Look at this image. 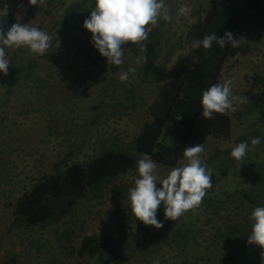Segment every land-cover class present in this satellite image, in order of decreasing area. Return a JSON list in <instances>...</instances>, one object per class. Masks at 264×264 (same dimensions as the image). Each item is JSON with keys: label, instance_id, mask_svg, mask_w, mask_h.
<instances>
[{"label": "rangeland", "instance_id": "obj_1", "mask_svg": "<svg viewBox=\"0 0 264 264\" xmlns=\"http://www.w3.org/2000/svg\"><path fill=\"white\" fill-rule=\"evenodd\" d=\"M71 2L44 0L40 5H30L28 0H0V9L5 4L13 6L15 23L30 24L52 36V47L43 56L34 55L23 47H5L6 57L11 62L8 70L15 71L16 77L21 75L15 81L8 99L4 97L7 87L2 84L5 75L0 73V102L5 99L8 101L0 111V244L4 245L3 248L12 245L6 242H32L35 248L39 245L43 256L30 254L24 264H54L56 261L73 264L81 260L80 256L68 255L67 251L59 248L56 224L48 225L42 232L39 228L37 231L29 230L26 235L7 231L6 228L17 224L14 223L16 199L24 189L31 187L32 176L37 178L45 171L52 172L58 162L64 166V157L71 150L76 151L69 157L70 162L89 161L100 150V136L109 138L118 135L126 141L132 140L140 131L143 121L149 118L147 106L155 100L159 89L157 84L142 80L138 71L141 64L136 63V58L143 54L141 48L149 43L150 27L147 40L123 46V65H108L107 59L101 57V64L107 65L101 67L95 64L98 58H91L85 52L90 44L84 45L83 40L87 36L92 37V34L83 27V22L90 14L81 12L61 27L60 22ZM209 3L210 0H178L175 4L176 10L186 5L191 11L181 17L179 22L175 19L172 21V31L167 39L169 45L165 48L176 44H180V47L169 60V65L180 55L190 52L191 44L184 40L190 26L200 14H204ZM10 27L8 25L4 30ZM244 40L238 54L225 64L221 75L222 83L232 79L233 95L237 97H241L237 92L247 87L245 74L255 70L264 72V40ZM130 67L136 68L135 74L127 82H121L119 75ZM138 82L143 84L139 97L130 103L125 96L127 89ZM40 85L43 86L41 89L38 88ZM125 97L128 108L116 111V102H125ZM240 106L241 103L233 100L232 112ZM257 115L258 111L254 112L252 119ZM232 123L230 137L211 135L201 153L205 163L217 159L208 165L212 174V187L208 189L206 198L233 191L239 183L253 175V162L264 159L261 142L248 149L242 161L231 157V153L226 150L236 145L237 138L246 127L235 116ZM215 154L217 156L213 158ZM156 163L159 181L173 167L182 166L185 161H180L176 166ZM222 169L224 172H221ZM137 178V170L121 175L105 187L102 197L91 196L80 201L72 214L65 218L72 217L75 220L74 227L78 232L113 234L116 244L123 249L124 264H153L157 259L160 264H194L196 256L204 249L189 247L182 251L177 247L170 236L171 222L182 225L194 218L197 212L205 210V206L200 205L172 221L165 220L162 203L157 218L164 227L155 229L145 226L132 213L128 199L129 189L135 186ZM157 187L162 185L158 183ZM236 204L228 203L224 217L232 211L236 220L240 219ZM155 230H158L157 233ZM154 235L156 239L151 240ZM258 262L261 264V255ZM84 264H101L100 257L86 256Z\"/></svg>", "mask_w": 264, "mask_h": 264}, {"label": "trees", "instance_id": "obj_2", "mask_svg": "<svg viewBox=\"0 0 264 264\" xmlns=\"http://www.w3.org/2000/svg\"><path fill=\"white\" fill-rule=\"evenodd\" d=\"M177 2L178 0L165 2L172 8L173 15L176 13ZM94 7L95 0H72L60 22L61 27L81 12L91 14ZM8 8V15L3 17L6 21L4 28L15 24L13 6ZM172 21L161 20L159 27L148 26L149 43L145 46L147 52L142 54L147 57V62L142 63L138 71L143 81L153 82L159 89L155 100L147 106L149 118L143 121L138 134L130 141L118 135L109 138L100 136L99 152L86 162H70L69 157L76 151L71 150L64 157V166L58 162L52 172L45 171L37 178L32 176L31 187L24 189L16 199L14 223L25 225L27 228L38 224L43 227L56 224L55 234L59 248L67 251L68 255L81 257V260L73 264H84L86 256L96 255L100 257L101 264H124L123 249L116 244L113 234L78 232L74 227L75 220L65 217L72 214L80 201L91 196L102 197L105 187L121 175L131 170L136 171L141 154H149L155 162L176 166L183 160L182 153L186 146L198 143L205 146L213 134L230 137L233 131V116L246 124L244 131L237 138L236 145L247 141L250 149L253 147L251 139L259 137L264 153V72L255 70L251 74H245L247 87L237 92V95L247 97L249 103H241L238 109L234 112L231 110L228 115L214 114L212 119H205L201 115L202 92L213 84H222L223 68L230 58L238 54L240 48H232L231 45L221 48L215 43L207 51L202 47L192 48L194 40L203 39L205 35L213 32L218 37H223L227 31L232 32L237 39L243 37L246 40L263 41L264 0H210L204 14H200L190 26L184 40L191 44L190 52L180 55L169 65V60L177 47H180V44H176L165 48L169 45L167 39L172 31ZM91 38L87 36L86 40H83L84 45L88 42L90 44L85 48V52L91 58H98L95 64L106 67L105 63L101 64L102 56L93 46ZM197 57L198 60L194 63V58ZM8 72L2 81L7 87L4 93L7 99L15 81L21 77L19 74L16 77L15 71ZM142 86L143 84L138 82L127 89L125 96L128 102H134L139 97ZM42 87L40 85L38 88ZM126 97L125 102H116V111L128 108ZM7 99L0 102V111L3 105H7ZM256 111L258 115L252 119ZM233 148L226 151L231 153ZM216 156L217 154L213 155V158ZM215 160L217 159L212 161ZM212 161L205 164L208 166ZM253 167V175L239 183L233 191H225L207 198L205 196L201 204L205 206V210L197 212L194 218L183 222L182 225L171 222L170 236L177 247L182 251L189 247L204 249L196 256L194 264L259 263L258 257L264 249L255 244H248L247 237L252 229L253 221L250 217L254 208L264 206V159L253 162ZM221 172H224V169ZM230 202H237L239 220H236L232 211L224 217V210ZM157 231L155 230V233ZM156 237L152 236L151 240ZM204 243L207 246L204 247ZM53 263L60 264L59 261Z\"/></svg>", "mask_w": 264, "mask_h": 264}, {"label": "clouds", "instance_id": "obj_3", "mask_svg": "<svg viewBox=\"0 0 264 264\" xmlns=\"http://www.w3.org/2000/svg\"><path fill=\"white\" fill-rule=\"evenodd\" d=\"M30 5H40L44 0H28ZM8 5L0 9V73L9 74L10 60L6 57L7 48H27L34 55H45L52 47V36L47 32L33 27L30 24L22 25L19 22L12 24L7 31L4 30L6 21L3 17L8 15ZM191 8L180 6L175 15L165 0H95V7L90 16L84 20L83 27L92 34L93 46L102 57L107 59L108 65L117 67L123 65L124 47L128 44H139L148 39V26L159 27L161 20L177 22L181 17L187 16ZM243 37L235 38L232 32H225L218 37L215 32L207 34L203 39L192 42L193 49L203 48L210 50L215 43L221 48L231 45L239 48ZM142 52H147L145 45ZM198 60L194 58V63ZM147 62L146 56H138L137 64ZM136 68L130 67L119 75L121 82H127L130 75L135 74ZM232 79L222 84H213L202 92L201 115L205 119H212L214 114L228 115L233 109V100L239 103H249L247 97L233 95ZM180 119V118H179ZM178 120V119H177ZM260 138L251 139L253 147L260 144ZM247 141L236 145L231 151V157L242 161L248 151ZM204 152L202 143L186 146L183 150L182 166L173 167L170 172L158 181L156 175L157 163L147 153L141 154L137 161L138 178L134 187L129 189L128 199L131 211L136 219L145 226L155 229L164 227L157 218V212L163 203L165 220L176 221L186 212L197 209L212 187L211 169L201 159ZM162 185L158 188L157 184ZM253 221L248 244L258 245L264 249V206H257L251 214ZM261 264H264V251L261 252ZM153 264H160L155 260Z\"/></svg>", "mask_w": 264, "mask_h": 264}, {"label": "crops", "instance_id": "obj_4", "mask_svg": "<svg viewBox=\"0 0 264 264\" xmlns=\"http://www.w3.org/2000/svg\"><path fill=\"white\" fill-rule=\"evenodd\" d=\"M48 226V225H47ZM46 226V227H47ZM44 229L45 227L41 226L40 224L35 225V226H31L29 228H27V226L25 225H13L10 226V228H6L8 232H18V233H23V234H27V232H29V230H38ZM6 243H10L12 245H9L7 248H3V244H0V264H24V262H27L29 259V255L32 254L33 256H43V253L40 250V246H36L33 247V245H35L32 242H6Z\"/></svg>", "mask_w": 264, "mask_h": 264}]
</instances>
